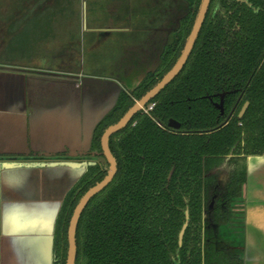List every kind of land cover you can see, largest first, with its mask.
Wrapping results in <instances>:
<instances>
[{
    "label": "trees",
    "instance_id": "16d2710c",
    "mask_svg": "<svg viewBox=\"0 0 264 264\" xmlns=\"http://www.w3.org/2000/svg\"><path fill=\"white\" fill-rule=\"evenodd\" d=\"M185 1L189 11L159 65L122 90L96 124L82 156L93 155L92 161L66 193L55 222L53 264H66L73 212L109 172L103 133L180 58L202 3ZM153 103L149 114L142 109L110 137L117 173L80 216L75 264H245L239 206L248 157L264 156V0H211L185 65L144 108ZM171 119L179 129L169 127Z\"/></svg>",
    "mask_w": 264,
    "mask_h": 264
},
{
    "label": "crops",
    "instance_id": "0c3cea01",
    "mask_svg": "<svg viewBox=\"0 0 264 264\" xmlns=\"http://www.w3.org/2000/svg\"><path fill=\"white\" fill-rule=\"evenodd\" d=\"M82 2L0 0V264H53L62 200L92 161L93 155L82 156L90 151L96 124L127 90L93 67L85 72L77 60ZM86 31L97 47L99 35L106 42L131 28L122 23L87 26ZM86 76L102 83L83 84ZM132 76V83L144 77ZM107 82L117 93L98 104L95 94ZM247 166L244 259L264 264V156L248 158Z\"/></svg>",
    "mask_w": 264,
    "mask_h": 264
},
{
    "label": "rangeland",
    "instance_id": "374dc122",
    "mask_svg": "<svg viewBox=\"0 0 264 264\" xmlns=\"http://www.w3.org/2000/svg\"><path fill=\"white\" fill-rule=\"evenodd\" d=\"M188 11L189 5L185 0H83L82 33L77 32L75 37L77 60L81 59L85 72L93 67L103 76L114 77L125 89H133L140 80L132 83L128 79L137 73L141 79L147 69H155L159 65L170 34ZM122 23L125 27L129 24V33H113L106 42L99 33L101 43L94 47L95 37L86 31L87 26H120ZM93 48L96 49L94 54L91 53ZM116 90L114 83L107 82L95 94L98 104H102L103 100L110 101ZM251 160L254 157H250ZM100 161L104 163L102 159ZM242 204L239 206L241 210Z\"/></svg>",
    "mask_w": 264,
    "mask_h": 264
},
{
    "label": "water",
    "instance_id": "95a60500",
    "mask_svg": "<svg viewBox=\"0 0 264 264\" xmlns=\"http://www.w3.org/2000/svg\"><path fill=\"white\" fill-rule=\"evenodd\" d=\"M210 1L211 0H202L197 18L195 20L191 33L187 39L186 45L174 67L163 77V79L156 86H154L149 92H147L140 100L136 101L135 104L126 112V114L117 123L108 127L103 133L101 138V146H102L103 154L109 163V172L101 182L97 183L95 186L90 188L83 195V197L80 199L79 203L77 204L73 212L68 228L69 248H68V257L66 264H75L76 262V254H77L76 230L81 214L83 213L89 201L96 194H98L104 188H106L112 182V180L114 179L117 173V161L113 156L109 147L110 137L115 133L119 132L120 130H122L124 127H126L129 124V122L132 120V118L135 116V114L141 111L159 92H161L168 84H170L171 81L179 74V72L185 65L193 49L195 41L199 35L206 13L209 8ZM82 83L88 85H100L102 83V80H100L99 78L86 76L82 79ZM247 107H248V103H246L242 108L239 115L240 118L244 115ZM168 125L169 127L174 129L180 128V123H178L173 119L169 121ZM64 164L71 166L77 165L76 163L73 162H64ZM187 225L188 223L186 222L180 232V236H179L180 244L182 243Z\"/></svg>",
    "mask_w": 264,
    "mask_h": 264
},
{
    "label": "built area",
    "instance_id": "2783aa9c",
    "mask_svg": "<svg viewBox=\"0 0 264 264\" xmlns=\"http://www.w3.org/2000/svg\"><path fill=\"white\" fill-rule=\"evenodd\" d=\"M154 106H155L154 103L150 104L147 108H143V110L145 113L149 114L153 110Z\"/></svg>",
    "mask_w": 264,
    "mask_h": 264
},
{
    "label": "flooded vegetation",
    "instance_id": "af4514ba",
    "mask_svg": "<svg viewBox=\"0 0 264 264\" xmlns=\"http://www.w3.org/2000/svg\"><path fill=\"white\" fill-rule=\"evenodd\" d=\"M240 115V114H239ZM250 157H254V156H250ZM250 157H248V158H250ZM248 162V161H247ZM247 173H248V167H247Z\"/></svg>",
    "mask_w": 264,
    "mask_h": 264
}]
</instances>
